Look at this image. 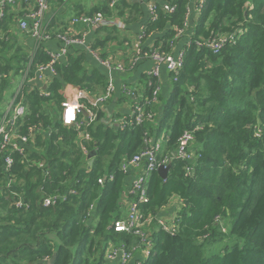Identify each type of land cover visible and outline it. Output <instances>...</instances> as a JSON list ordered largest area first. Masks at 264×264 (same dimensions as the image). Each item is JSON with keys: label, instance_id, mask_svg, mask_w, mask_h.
Returning <instances> with one entry per match:
<instances>
[{"label": "trees", "instance_id": "trees-1", "mask_svg": "<svg viewBox=\"0 0 264 264\" xmlns=\"http://www.w3.org/2000/svg\"><path fill=\"white\" fill-rule=\"evenodd\" d=\"M109 1L89 15L127 17L129 25L143 16L136 0H119L113 8ZM163 3L175 5V12L165 13ZM186 6L187 0L156 2L158 18L147 22L144 35L161 34L160 51L167 54L178 52L177 44L185 39L184 63L177 81L171 80L172 91L166 98L157 95L161 115L124 130L107 123V113L87 99L81 103L95 113V121L89 123L80 113V129L62 123L65 86L97 98L106 89V78L85 67L82 49H73L53 65L48 96L30 88L28 81L49 62V52L40 44L25 72L29 51L6 41L16 19L5 10L0 19V115L12 77L24 76L15 102L27 114L17 133L29 141L23 154L8 151L10 167L4 166L7 154L0 151V264H51L53 257L52 264H105L110 244L136 240L111 228L123 217L127 174L121 164L145 149L146 136L161 139V162L175 152L181 134L193 129L194 161L173 159L166 179L157 171L147 179L148 201L139 204L143 219L162 218L173 198L181 204L174 213L175 232L151 222L152 255L144 264H264V0H205L189 30L179 35ZM223 34L234 35L235 43L216 53L195 44ZM102 43L89 47L95 50ZM155 89L156 82L151 83L142 99H152ZM30 128L36 130L32 135ZM69 191L75 193L65 201L42 205L45 197Z\"/></svg>", "mask_w": 264, "mask_h": 264}, {"label": "built area", "instance_id": "built-area-1", "mask_svg": "<svg viewBox=\"0 0 264 264\" xmlns=\"http://www.w3.org/2000/svg\"><path fill=\"white\" fill-rule=\"evenodd\" d=\"M18 0H0V19L4 15V10L6 5L14 4ZM27 3L28 8L26 9L25 14L19 19V28L21 30L27 31L32 39H34L39 44L43 42H48L53 40L51 35L45 31L44 28V19L46 16L47 10V0H23ZM119 0H110L109 7L113 8ZM142 4L145 3L146 9L149 13V19L151 22L157 20L158 15L156 13V3L147 4L146 0H136ZM205 3V0H187L186 14L184 17L183 28L179 30V35H181L185 30H189L193 22L194 15L201 12L202 7ZM163 10L165 13L172 14L176 10L175 5H170L163 3ZM112 23L108 19H105L100 14L92 15H78L71 19L69 26L76 27L81 26L88 30H95L101 27H108ZM144 28L142 29L140 38L144 37ZM56 40L60 42V47L56 52H49L50 60L47 64L41 65L36 70V78L41 79L44 74L50 73L55 75L53 65L60 60H63L70 50L74 47L86 46V32H81L78 34L73 33H61L56 36ZM235 37L230 34H223L218 38L206 40V41H197L195 42L196 46L201 48H206L214 53L220 51L226 44H234ZM189 44V42H188ZM32 56V55H31ZM30 56L27 64H25L26 69L29 68L32 57ZM143 58L148 59L152 63V68L149 71V76L152 80H160L161 72L164 69L169 75L173 77L174 81H177V77L181 72L184 63V51L181 49L176 53L167 54L161 52L159 49H150V51L143 53ZM103 65L109 67L110 62H101ZM134 61L131 65V68L134 67ZM118 70H122L121 66L116 67ZM159 87L157 86L155 91L152 94V99H142L136 104L133 105L130 116L123 118L118 121L117 127L120 130H124L127 126H139L142 125L145 121H152L154 119V113L152 110L153 104L157 101V91ZM114 91V86L112 81H108L106 89L102 95L97 98H94L90 102L92 107H101L109 101ZM122 93L128 97L137 99V93L134 89H131L127 86L122 87ZM15 94L11 104H9L6 112L0 116V151H3L7 154L4 159V166L10 167L12 165V160L8 151L18 152L19 154L24 153L25 145L29 141V137L20 136L17 133L18 122L21 121L27 114L26 107L21 102H15ZM45 96H48L47 92H43ZM86 94L80 92L78 94L79 99L75 101H64L62 104V111L60 114V119L62 123L67 126L75 127L80 129L82 127V122L78 121V115L80 113H85L89 123L95 121L96 115L90 109L84 107L80 102L81 99H84ZM35 129L30 128L29 133L32 135L35 133ZM195 131L185 130L178 139L177 148L174 153L164 157L160 162L157 160V154L161 151L162 141L155 140L152 137L146 136L145 138V149L140 153L134 155L129 161L121 164L120 169L125 172L127 175L131 171H136L135 176L133 177L130 188L127 193H124V200L127 203L126 214L121 218L116 220L112 229L116 233H125L136 238L135 245L128 246L125 243L119 245L110 244L109 248L106 251V259L108 261H113L118 264H129L133 261L134 252L138 249L140 253V259H138L133 264H144V261L152 255L153 241L151 237V232L147 231L150 228V224L153 220L159 225L163 231L167 233H173L176 230V225L174 223V218L166 220L163 218H152L143 219L139 204L146 203L148 201L146 194V183L147 179L153 171H157L159 166H166L170 164L173 159L182 160L189 164L194 161L193 151L191 149V144L195 140ZM83 139H89L88 134H82ZM187 174L192 172V167L187 166ZM105 179H112V176H108ZM104 179H99L98 183L103 184ZM74 191H69L66 194H55L47 196L43 199L42 205L44 207L54 206L60 201H65L67 199V194H74ZM180 201V200H179ZM181 204V202H180ZM22 205V200L17 202V206ZM93 210V206L90 207V211ZM90 214V212H89ZM166 220V221H165Z\"/></svg>", "mask_w": 264, "mask_h": 264}, {"label": "crops", "instance_id": "crops-1", "mask_svg": "<svg viewBox=\"0 0 264 264\" xmlns=\"http://www.w3.org/2000/svg\"><path fill=\"white\" fill-rule=\"evenodd\" d=\"M157 1L158 0H146V3L152 4L156 3ZM105 3L106 0H47L44 28L45 31L51 35L53 40L43 42L42 46H44L48 52H56L61 46L60 42L56 40L57 35L65 32L79 35L81 32H86V46L74 47L69 53H71L73 49H82L85 54V67L88 69H97L106 78L107 83L108 81H112L114 86L113 94L109 101L104 104L105 106L102 105L101 107L102 110L107 113L105 117L106 122L117 126L119 120L130 116L133 105L136 104L138 100H140V96H142L143 93H146L148 86H150L151 83L156 82V85L158 84L160 86V93H158V97L163 96L162 98H166L168 93L172 91L171 80H173V78L164 69L161 72L160 80H152L149 76L152 63L148 59L143 58L142 55L144 52L150 51V49L156 48L160 50L162 47V41L159 40L161 38V34L156 33L146 37L144 35L143 38H140L142 29L150 20L145 3L142 4V18L132 25H129L125 22L127 17H125V19L122 17L119 18L118 16L105 18L101 13H96L111 21L112 24L110 26L104 27L108 28L106 32H103V30L100 31L103 27L99 28L100 30H88L81 26H69L72 18L78 15H89L93 8L101 7ZM27 8L28 5L23 0H18L14 4L6 5L5 10L7 9V14L15 16L16 24L15 26L11 27L5 35L8 36L6 41L10 47L14 46V49H18L20 47L24 50L27 49L29 51L28 56L30 58V56L40 44L32 39L27 31L21 30L19 28V19L25 14ZM15 34H18L17 39L14 37ZM97 40L102 41V45L96 47L95 50H91L89 47L90 44H94ZM185 44V39L179 41L176 46V50H181ZM107 61L110 62L109 67L101 63ZM133 61L135 65L133 68H131V63ZM118 65L121 66L122 70H118L116 68ZM53 76L54 75L50 73H46L41 79H35V77L34 79L28 81V86L30 88H39L42 92H46V88L51 82ZM22 80H24V76L23 78L20 76L19 81L16 80V77H12V88L9 91L11 94L3 112H6L9 104H11L15 94L18 91V84ZM123 86L134 89L138 96L137 99L126 97L122 93ZM80 92L81 90H79L77 87L65 86L62 95L65 101L70 102L79 99L77 97ZM84 94H86V92H84ZM94 98L95 97L89 96L87 94L84 97V99H87L89 103L92 102ZM152 110L154 113V118L156 115H161V101L159 102L157 99V101L152 106ZM3 112L1 114H3ZM84 116L86 117V115ZM135 174L136 171H131L129 175H127V184L124 190L127 194ZM122 202L124 204V216L127 211V203L124 199ZM177 207L178 199L173 198L167 207L161 212L162 218L166 220L172 219L171 217L175 213ZM146 228L148 230V227ZM135 242L136 241L133 240L131 245H135ZM127 245L131 246L129 244ZM138 259H140V253L137 249L134 252L133 261H131L129 264L135 263ZM105 264L118 263L108 261L105 255Z\"/></svg>", "mask_w": 264, "mask_h": 264}, {"label": "water", "instance_id": "water-1", "mask_svg": "<svg viewBox=\"0 0 264 264\" xmlns=\"http://www.w3.org/2000/svg\"><path fill=\"white\" fill-rule=\"evenodd\" d=\"M84 115H86V114L84 113ZM88 158H90V156H88ZM90 165H92V161H90ZM169 168H170V164H167L166 166H159L157 168V173L159 174V176L162 179H166L168 171H169ZM54 258L55 257H53V259L51 261V264L54 262Z\"/></svg>", "mask_w": 264, "mask_h": 264}, {"label": "rangeland", "instance_id": "rangeland-1", "mask_svg": "<svg viewBox=\"0 0 264 264\" xmlns=\"http://www.w3.org/2000/svg\"><path fill=\"white\" fill-rule=\"evenodd\" d=\"M132 63H133V62H132ZM132 63H131V65H132ZM19 79H20V76H17V77H16V80L19 81ZM157 86L159 87L157 93H160V86H159V85H156V87H157ZM57 110H58V108L56 107V112L58 113L59 110H58V111H57ZM178 204L180 205V201H179V200H178ZM175 216H176V214H173V216H172L171 218H174ZM220 225H221L222 231H223L224 233H227L226 228L223 227L224 224L222 223V224H220ZM225 242H226V241H225ZM218 248H219V246H217V249H218ZM94 257H95V256H94ZM94 257H92V259H94ZM96 257H97V256H96ZM96 257H95V259H97ZM92 259H91V260H92Z\"/></svg>", "mask_w": 264, "mask_h": 264}]
</instances>
